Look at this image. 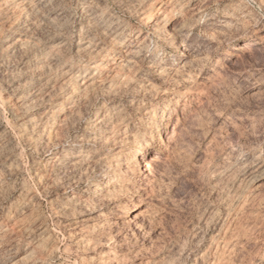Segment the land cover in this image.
I'll return each mask as SVG.
<instances>
[{
	"label": "clouds",
	"instance_id": "1",
	"mask_svg": "<svg viewBox=\"0 0 264 264\" xmlns=\"http://www.w3.org/2000/svg\"><path fill=\"white\" fill-rule=\"evenodd\" d=\"M0 264H264V0H0Z\"/></svg>",
	"mask_w": 264,
	"mask_h": 264
}]
</instances>
